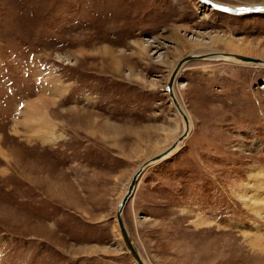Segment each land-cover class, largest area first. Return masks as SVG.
<instances>
[{"label":"rangeland","instance_id":"obj_1","mask_svg":"<svg viewBox=\"0 0 264 264\" xmlns=\"http://www.w3.org/2000/svg\"><path fill=\"white\" fill-rule=\"evenodd\" d=\"M209 50L264 59V13L0 0V264H137L117 204L185 129L172 70ZM239 63L180 70L190 134L143 173L123 213L147 264H264V67Z\"/></svg>","mask_w":264,"mask_h":264},{"label":"water","instance_id":"obj_2","mask_svg":"<svg viewBox=\"0 0 264 264\" xmlns=\"http://www.w3.org/2000/svg\"><path fill=\"white\" fill-rule=\"evenodd\" d=\"M199 1L201 3H203L204 5H208L209 7L214 8L215 10L225 12L228 14H233V15H244L247 13L264 12V8H261L259 6H255V5L235 6L234 7V6L216 3L213 0H199ZM222 54H224L225 56L232 57L233 59H237V60H241V61H245V62L264 64V59L259 58V57H252V56L242 55V54H238V53H229V52H225ZM205 58H207V55H204V54L187 55V56L183 57L181 60H179L177 65L172 70L171 75H170L168 82H167V90H168L169 95L171 97V102L174 104L175 108L178 109V111L182 115V119H183L184 125H186V128L180 134V137L178 138V140L176 142H174L171 146L162 150L161 152L154 154L153 156H151L150 158L145 160L138 167V169L134 172V174L130 180V183L128 185V188L125 191L122 199L117 204L116 217H117V222H118L121 234L123 236V239H124V242L126 244L127 249L130 251L134 260H136L139 264H146L147 262L144 261L145 260L144 257L141 255L139 249L136 247V245H135V243H134V241H133V239H132V237L128 231V228H127L126 223L124 221L123 213H124L125 207L127 206L128 202L133 198V196L136 192V189L138 187L140 178L142 177L143 173L153 164L161 162L166 157L167 158L170 157L172 155L171 154L172 151L177 147L179 142L184 141L189 136L190 131H189L188 117H187L186 113L184 112L182 105L180 104V102L178 101V99L174 95L175 82H176V79L180 73L181 68L183 67V65L186 62L191 61V60H195V59H205Z\"/></svg>","mask_w":264,"mask_h":264},{"label":"bare ground","instance_id":"obj_3","mask_svg":"<svg viewBox=\"0 0 264 264\" xmlns=\"http://www.w3.org/2000/svg\"><path fill=\"white\" fill-rule=\"evenodd\" d=\"M215 2V1H214ZM201 3V2H200ZM216 3H218V2H216ZM202 4V3H201ZM251 5H255V6H259V7H261V8H264V4H251ZM250 6V5H249ZM235 7V6H234ZM260 13H264V12H260ZM228 14V13H227ZM233 15V14H232ZM234 16H236V15H234ZM213 44H215L216 42H212ZM205 51V50H204ZM206 52V51H205ZM222 53H225V52H220V53H215V52H211V50H209V51H207V53H201V54H204V55H207V58H205V59H208V60H215V61H217V60H232V61H234V62H240V63H243V64H245V63H247L248 65H258V66H263L264 67V64H256V63H251V62H245V61H241V60H237V59H233L232 57H229V56H225L224 54H222ZM239 63V64H240ZM176 83V82H175ZM174 95H175V97L178 99V97H177V95H176V91H174ZM179 101V100H178ZM180 102V101H179ZM181 104V103H180ZM182 105V104H181ZM40 107V105H38V107H35L34 105H33V107L30 109V114H33V115H37L38 114V118L39 119H41V120H45L46 121V118H44L42 115V117L40 116V111H41V109L39 108ZM182 108L184 109V112L186 113V115H187V117H188V120H189V131H191V127H192V124H191V120H190V117H189V115H188V113H187V111H186V109L182 106ZM177 111H178V109H177ZM178 113L180 114V112L178 111ZM181 115V114H180ZM182 116V115H181ZM38 119V120H39ZM41 122V121H40ZM184 128H186V125L184 126ZM185 130V129H184ZM54 140V139H53ZM178 139H176L174 142H176ZM183 142V141H182ZM182 142H179V144L177 145V147L172 151V153L176 150V149H178L179 148V146H180V144L182 143ZM171 153V154H172ZM167 158V157H166ZM165 158V159H166ZM164 160V159H163ZM162 160V161H163ZM122 199V198H121ZM120 202V201H119ZM208 222V220H206V219H204V218H202L201 219V221H200V223L203 225V224H205V223H207ZM206 225V224H205ZM145 261V260H144ZM135 262L137 263V264H139L136 260H135ZM147 264V263H146Z\"/></svg>","mask_w":264,"mask_h":264}]
</instances>
